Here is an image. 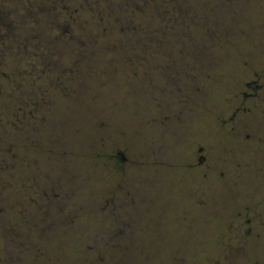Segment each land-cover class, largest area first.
<instances>
[{"label":"rangeland","instance_id":"rangeland-1","mask_svg":"<svg viewBox=\"0 0 264 264\" xmlns=\"http://www.w3.org/2000/svg\"><path fill=\"white\" fill-rule=\"evenodd\" d=\"M79 1L0 0V32L8 33L7 39L2 38L4 49L0 48V94H4L0 98V156H7L17 170L12 174L14 184L0 186V206L6 212L0 216V236L7 240L8 254L22 253L17 237L27 240L29 246L23 251L22 264H122L129 233L130 264H204L199 244L182 245L173 238L178 213L187 210L184 192L163 188L155 192L153 165L146 164L140 171L135 164L140 152L147 154L159 125L152 101L165 94L161 96L158 90L162 84H156L175 75L174 68L160 70L159 60L168 58L158 51L173 45L185 49V67L175 66L184 85L177 93L175 83H170L173 94L177 98L203 94L214 106L237 87L241 58L235 53L233 34L250 30L255 20L264 21V0L244 1L240 11L233 2L225 5L217 17L224 22V30L219 31L218 20L208 17L210 23L219 25L209 33L203 29V19L197 18L207 9L213 10L211 0H175L187 10L179 16L178 28L157 16L155 0H87L85 6ZM76 8L80 9L74 18L63 19L68 17L64 9L74 16ZM4 19L13 27L2 23ZM52 21L64 24L63 33L71 39L49 44L45 35L56 33ZM94 34L106 47H94ZM25 37L32 39L28 48L20 49ZM36 40L39 44L35 46ZM44 46H54L51 50L58 55L46 57ZM116 46H133L136 51H117ZM29 59L38 66L49 65L24 74L25 69L18 67H25ZM45 70L48 78L40 74ZM198 87L203 90H195ZM13 95L19 101L23 96L18 107L22 115L29 109L25 107L29 98L30 103H40L35 110L39 115L28 120L30 130L15 131L9 125ZM202 108L195 111L192 121L187 116L185 121L211 124L212 106L206 103ZM8 147L14 156L13 151L12 157L2 154ZM118 153L127 159L123 168L115 164ZM23 182L33 183L30 194L38 204H26L28 190ZM55 192L68 193V210L64 212V204H58L53 227L46 226L43 211L50 207L48 198ZM22 205L28 206L35 226L24 225ZM216 222L217 218H209L203 224L212 231ZM155 237H161L160 244ZM141 249L145 256L140 258Z\"/></svg>","mask_w":264,"mask_h":264},{"label":"flooded vegetation","instance_id":"flooded-vegetation-1","mask_svg":"<svg viewBox=\"0 0 264 264\" xmlns=\"http://www.w3.org/2000/svg\"><path fill=\"white\" fill-rule=\"evenodd\" d=\"M244 1L248 0H237L238 11ZM233 38L236 39L235 53L241 58V70L235 78L237 87L232 91L227 89L229 92L214 102V106L209 97L204 100L203 94L180 95L178 98L175 92L173 94L170 83H175L177 93H181L184 85L178 80L175 66L185 67L184 60L188 57L185 49L173 45L168 50L158 51L165 52L167 57L164 58H168L163 62L159 60L160 70L168 72L174 68L175 75L169 81L164 78L163 83L156 84L157 87L162 84L158 90H161V96L165 94L152 101L159 125L152 144L149 147L147 144L148 156L140 152L135 164L140 171L147 168L146 164L153 165L155 192H162V188L167 192H184L187 210L178 213L179 224L174 227L173 238L182 245L199 244L203 248L204 264L206 261L208 264H264V21L255 20L250 30L234 33ZM31 39L20 40L19 48H28ZM115 48L117 51H136L133 46ZM45 49L46 57H50L48 47ZM38 65L37 61L29 59L25 67L18 68L25 69L24 74H32V68L36 71L49 64ZM46 73L45 70L40 74L48 78ZM163 89L171 93H163ZM47 94L45 92V96ZM22 99L17 100L16 95L12 97L14 106L9 119L15 131L19 129L16 123ZM31 99L25 106L29 107L25 117L33 114L40 104L30 103ZM188 101L191 103L186 107ZM206 103L212 106L211 124H188L186 116L192 121L195 111L202 110ZM162 114L168 116L162 118ZM119 154L115 156L118 160L115 164L123 168L127 159L120 163ZM139 176L141 182L142 176ZM209 218L218 219L212 231H209L210 226L203 224ZM126 234L124 243L131 244L129 233ZM156 240L159 244L162 241L161 237H155ZM200 246L198 250H201ZM144 253L137 254L144 257ZM172 259L176 261L177 258Z\"/></svg>","mask_w":264,"mask_h":264},{"label":"trees","instance_id":"trees-1","mask_svg":"<svg viewBox=\"0 0 264 264\" xmlns=\"http://www.w3.org/2000/svg\"><path fill=\"white\" fill-rule=\"evenodd\" d=\"M167 1L169 2V4L167 3ZM200 1H203V2H206L208 0H200ZM212 1V9L210 10H206V14L203 13V15L200 17V18H197V20H202L203 19V29L206 33H209V32H212V28L216 29V26H219L217 24H220V28H219V31H223L224 28H225V25H224V22L221 20L219 22V19H217L218 17V10L220 8H223L224 9V6H229L231 2L233 3H237V0H211ZM81 3V6H85L86 4L89 5V3L87 2V0H80L79 1ZM87 2V3H86ZM155 3H156V8L157 10L159 11V13H157V16H159L158 14H160V16L162 17V19L164 21H170V22H173V25L174 27L178 28V23H179V19L183 17V15L186 13V8H183L182 5H180L181 2H176L175 0H165V1H158V0H155ZM95 9H97L95 7V5H93ZM174 8V10H172V8ZM67 8V7H66ZM52 9V8H51ZM80 9V8H79ZM78 8H76L74 11L75 15H71L70 13H68V10L67 9H64V16H68V17H63V19H69V18H74L76 15H77V12L79 10ZM157 10L155 9V13L157 12ZM173 16L171 15V13H173ZM179 16H182V17H179ZM208 17L212 18L213 20H218L217 24H213L210 23L208 21ZM0 19H2V15H0ZM103 19V18H102ZM211 19V21H212ZM7 19H4V21L2 23H4L6 26L9 25V27H13V24H10L6 22ZM74 22V28L76 29L77 31V28H76V21H73ZM64 25V24H63ZM61 25V26H63ZM52 27H55L56 28V33H52V32H49L48 35H50V39H48L47 37H49L48 35H45V40H47V42L49 44H54L55 46V42L56 41H59V40H70L71 38L66 36L64 33H63V29L61 26H59L56 21H52V24H51ZM123 32V31H122ZM121 32V33H122ZM35 36V35H34ZM98 35L94 34V47L95 48H103L104 46L106 47V44H102L100 43L98 37ZM0 48H3L4 49V42H3V39H7L8 37V33L3 31L0 33ZM33 37V36H32ZM3 38V39H2ZM36 39V37H35ZM75 39H77L75 37ZM6 41V40H5ZM40 42V41H39ZM38 43V41L36 40V43L34 45H36ZM41 43H44L41 42ZM39 44V43H38ZM52 46V47H54ZM50 47V46H49ZM48 47V50L50 51V56L52 54V56H57L58 54H56L51 48ZM83 47V46H82ZM71 48V47H70ZM83 49V48H82ZM61 54V53H60ZM61 78H65V76L61 77ZM60 83V82H59ZM4 94H0V98L1 96H3ZM36 106L34 105L33 106V109H35ZM39 115V112H35L33 110V114H29L27 115L26 117L22 114H20V117L18 118L19 121L16 123L18 125V130H21L24 132L27 131V130H30V127L28 126L29 123H28V120L30 121V119H33V117H37ZM11 122V121H10ZM11 127H12V123L9 124ZM34 131V129H33ZM32 131V132H33ZM27 136V138H29L28 140L29 141H32V137L29 135L28 137V134H25ZM12 151H13V155H12ZM4 152V153H3ZM9 154L10 156H14V150H11L9 147L5 149V151H2V154ZM1 154V153H0ZM11 156V157H12ZM7 157V156H5ZM5 157H2L0 156V186L2 185H11V184H14V177H12L15 173H17V170H14L13 166L11 165L10 161H7V159ZM7 161V162H6ZM8 179V181H6ZM23 188L25 191H27L24 195V198H26V204H28V202H30L32 205H36L38 204L37 202V198L32 196L30 194L31 190L33 189V183L31 182H23ZM67 192H55V194H50L49 195V198H48V203L47 205H50L49 208L45 209L43 211V217L45 219V225H49V226H52L53 227V224L55 222V217H56V209H58V204H64L61 206V210H63L64 212L67 211L68 209L66 208V202L68 201V197H67ZM2 198V195H0V199ZM58 201V202H57ZM70 202V201H68ZM60 209V208H59ZM20 210V217L22 218V221L24 223V225L26 227H32V226H35L34 224V220L33 217H31L30 213H29V210H28V206H23L22 205V208L19 209ZM5 212V207H1L0 206V216H2ZM68 214V213H67ZM126 228L123 229V232L125 231ZM16 239V245H17V248L22 251V253L18 254V255H15L14 253H10L8 254V246H7V240L5 239L4 236H0V243L2 244L1 246V253L2 255H0V264H22V260H23V251L25 250V248H28V241L27 240H24L23 238H17L15 237ZM131 244H125L123 245V259L122 260V264H130V261L131 259L129 258V256L131 254H133L132 252H130L129 248H130ZM93 248V247H92ZM96 248V247H95ZM90 249V248H89ZM141 253V251L139 252ZM138 256H140L138 254ZM141 257V256H140Z\"/></svg>","mask_w":264,"mask_h":264},{"label":"water","instance_id":"water-1","mask_svg":"<svg viewBox=\"0 0 264 264\" xmlns=\"http://www.w3.org/2000/svg\"><path fill=\"white\" fill-rule=\"evenodd\" d=\"M118 159H119V162H120V163H124V162H125V157H124V155H123L122 153H120V154L118 155Z\"/></svg>","mask_w":264,"mask_h":264}]
</instances>
